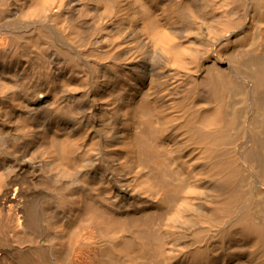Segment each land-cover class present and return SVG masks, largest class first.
Returning a JSON list of instances; mask_svg holds the SVG:
<instances>
[{"label":"bare ground","instance_id":"6f19581e","mask_svg":"<svg viewBox=\"0 0 264 264\" xmlns=\"http://www.w3.org/2000/svg\"><path fill=\"white\" fill-rule=\"evenodd\" d=\"M0 264H264V0H0Z\"/></svg>","mask_w":264,"mask_h":264}]
</instances>
